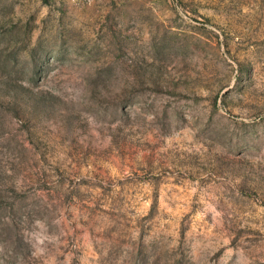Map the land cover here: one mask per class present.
I'll use <instances>...</instances> for the list:
<instances>
[{
	"label": "rangeland",
	"instance_id": "374dc122",
	"mask_svg": "<svg viewBox=\"0 0 264 264\" xmlns=\"http://www.w3.org/2000/svg\"><path fill=\"white\" fill-rule=\"evenodd\" d=\"M0 264H264V0H0Z\"/></svg>",
	"mask_w": 264,
	"mask_h": 264
}]
</instances>
